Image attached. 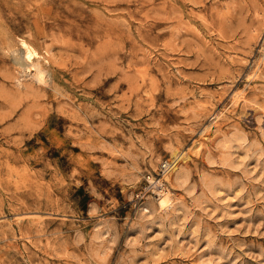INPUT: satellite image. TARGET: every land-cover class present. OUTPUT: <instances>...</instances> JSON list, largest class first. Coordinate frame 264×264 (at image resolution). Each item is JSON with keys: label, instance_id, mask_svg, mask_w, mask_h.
<instances>
[{"label": "rangeland", "instance_id": "374dc122", "mask_svg": "<svg viewBox=\"0 0 264 264\" xmlns=\"http://www.w3.org/2000/svg\"><path fill=\"white\" fill-rule=\"evenodd\" d=\"M0 264H264V0H0Z\"/></svg>", "mask_w": 264, "mask_h": 264}, {"label": "bare ground", "instance_id": "6f19581e", "mask_svg": "<svg viewBox=\"0 0 264 264\" xmlns=\"http://www.w3.org/2000/svg\"><path fill=\"white\" fill-rule=\"evenodd\" d=\"M21 48V57L23 58V60L20 61L21 64L33 70L32 76L36 80L42 81V79H44V70L40 64V54L25 40H21ZM221 117V111L215 113L212 120L202 127L200 133L201 137H207L211 126L218 125ZM200 143L201 139L198 140L197 145ZM171 154L174 159L170 161V168L163 172L160 179H154L153 182L155 185L152 188L153 192L147 193L141 200L136 201L135 207L139 215L149 213L151 210H156L158 213H165L171 209H176L177 203H181V200L175 197L174 191H176L177 184L183 183L189 178L187 169L182 165V163L186 161L188 155L181 150L176 151L174 149L171 150Z\"/></svg>", "mask_w": 264, "mask_h": 264}, {"label": "built area", "instance_id": "2783aa9c", "mask_svg": "<svg viewBox=\"0 0 264 264\" xmlns=\"http://www.w3.org/2000/svg\"><path fill=\"white\" fill-rule=\"evenodd\" d=\"M170 161L171 160H165L163 162H160L159 167H158V172H157L158 177H151L149 179V176H147V180H146L145 184L135 194V197H136L137 200L141 199L145 194L153 192L152 188L155 185L154 182H153L154 179H160L161 175L163 174V172L167 171L170 168Z\"/></svg>", "mask_w": 264, "mask_h": 264}]
</instances>
